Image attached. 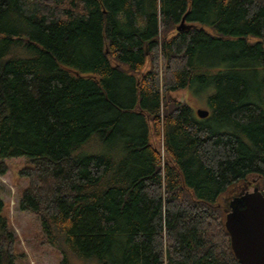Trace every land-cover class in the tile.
I'll list each match as a JSON object with an SVG mask.
<instances>
[{"label":"trees","instance_id":"16d2710c","mask_svg":"<svg viewBox=\"0 0 264 264\" xmlns=\"http://www.w3.org/2000/svg\"><path fill=\"white\" fill-rule=\"evenodd\" d=\"M213 49L232 55L201 68ZM220 61L233 73H197ZM196 80L204 120L173 96ZM17 157L18 207L60 264H240L225 219L251 179L264 195V0H0V159ZM3 212L0 192L16 264Z\"/></svg>","mask_w":264,"mask_h":264},{"label":"rangeland","instance_id":"374dc122","mask_svg":"<svg viewBox=\"0 0 264 264\" xmlns=\"http://www.w3.org/2000/svg\"><path fill=\"white\" fill-rule=\"evenodd\" d=\"M232 55L231 52H216V49L206 51L201 54L198 65L206 68V64L214 59ZM210 67L209 70H197L198 74L209 71L213 75L222 73H233L227 65V62ZM199 68V69H201ZM237 71H244L245 75H249L255 87H257L261 74L255 70H245L243 63L237 68ZM214 88L211 85L196 80V84L192 89H186L175 93L181 102L191 106L196 113L198 109L211 111L208 103L209 96L213 93ZM212 115L210 113V118ZM202 120V119H201ZM204 120V119H203ZM211 124L218 130H223V125L214 121ZM8 166L5 175H0V192L4 201V215L9 219L15 233L19 238L18 253L22 256L18 258L16 264H60L63 259L61 250L43 243V231L40 220L30 212L21 211L18 207L20 196L28 185V180L19 175V171L25 167H32V162L26 157L0 159ZM256 178L251 179L248 183V191L252 192L258 187ZM239 192V190H238ZM237 192V193H238ZM232 194V196L236 195ZM78 259L73 260V264H82Z\"/></svg>","mask_w":264,"mask_h":264},{"label":"water","instance_id":"95a60500","mask_svg":"<svg viewBox=\"0 0 264 264\" xmlns=\"http://www.w3.org/2000/svg\"><path fill=\"white\" fill-rule=\"evenodd\" d=\"M196 115L206 119L210 111L198 109ZM225 227L231 236L232 252L240 264H264V195L259 187L228 198Z\"/></svg>","mask_w":264,"mask_h":264},{"label":"flooded vegetation","instance_id":"af4514ba","mask_svg":"<svg viewBox=\"0 0 264 264\" xmlns=\"http://www.w3.org/2000/svg\"><path fill=\"white\" fill-rule=\"evenodd\" d=\"M248 189H249V188L246 187V188H243L241 192H240V191H239L238 193L236 192V193H237L236 196L240 195L241 193H243V194H241V195H244L245 193L250 192V191H248ZM234 196H235V195H234ZM234 196H231V197L233 198Z\"/></svg>","mask_w":264,"mask_h":264}]
</instances>
